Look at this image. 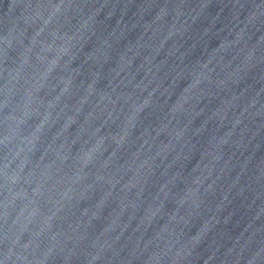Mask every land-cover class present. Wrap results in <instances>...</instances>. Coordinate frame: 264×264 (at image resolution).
Segmentation results:
<instances>
[{
	"label": "water",
	"instance_id": "1",
	"mask_svg": "<svg viewBox=\"0 0 264 264\" xmlns=\"http://www.w3.org/2000/svg\"><path fill=\"white\" fill-rule=\"evenodd\" d=\"M0 264H264V0H0Z\"/></svg>",
	"mask_w": 264,
	"mask_h": 264
}]
</instances>
